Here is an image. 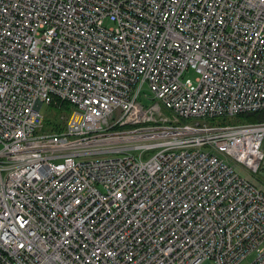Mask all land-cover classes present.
Here are the masks:
<instances>
[{
  "label": "built area",
  "instance_id": "1",
  "mask_svg": "<svg viewBox=\"0 0 264 264\" xmlns=\"http://www.w3.org/2000/svg\"><path fill=\"white\" fill-rule=\"evenodd\" d=\"M261 110L264 0H0V264H264Z\"/></svg>",
  "mask_w": 264,
  "mask_h": 264
},
{
  "label": "trees",
  "instance_id": "2",
  "mask_svg": "<svg viewBox=\"0 0 264 264\" xmlns=\"http://www.w3.org/2000/svg\"><path fill=\"white\" fill-rule=\"evenodd\" d=\"M63 108H68V104L63 102L62 107L59 106H53L49 105L48 110L49 112L46 114L45 120H44V129L52 130V131H60L63 129V122L58 118V115L60 113V110ZM237 116H244L245 118L249 119L248 122L253 121H260L257 120L258 118L264 119V110L256 111V112H250V113H243L239 114ZM261 180V179H256Z\"/></svg>",
  "mask_w": 264,
  "mask_h": 264
},
{
  "label": "rangeland",
  "instance_id": "3",
  "mask_svg": "<svg viewBox=\"0 0 264 264\" xmlns=\"http://www.w3.org/2000/svg\"><path fill=\"white\" fill-rule=\"evenodd\" d=\"M186 76L187 77H190L192 80H195L196 76H197V72L193 69H189L187 72H186ZM144 103L146 104H150L152 101L151 100H148V99H144L143 100ZM42 112L44 113H48L49 110L47 108L46 110V106H42ZM61 111V110H60ZM168 112V111H167ZM172 116V115H171ZM61 117V114L59 113L58 115V118L60 119ZM257 120H264V119H260L258 118ZM249 119L245 118L244 116H232V117H226L225 119V123H240V122H248ZM235 167L240 170L242 173L244 174H248V175H252V179L255 181V183L260 186L262 189H264V169L261 170L260 172L262 173H258V174H254L253 173H248L247 171L243 170L238 164L235 165ZM261 179V180H256V179ZM200 264H212V261L210 259H207V260H204L202 263Z\"/></svg>",
  "mask_w": 264,
  "mask_h": 264
},
{
  "label": "bare ground",
  "instance_id": "4",
  "mask_svg": "<svg viewBox=\"0 0 264 264\" xmlns=\"http://www.w3.org/2000/svg\"><path fill=\"white\" fill-rule=\"evenodd\" d=\"M260 121H263V120H260ZM253 122H257V121H253ZM64 126V125H63ZM264 190V189H263Z\"/></svg>",
  "mask_w": 264,
  "mask_h": 264
}]
</instances>
